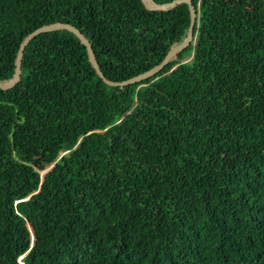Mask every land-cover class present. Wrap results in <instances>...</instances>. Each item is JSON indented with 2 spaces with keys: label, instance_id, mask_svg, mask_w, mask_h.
<instances>
[{
  "label": "trees",
  "instance_id": "1",
  "mask_svg": "<svg viewBox=\"0 0 264 264\" xmlns=\"http://www.w3.org/2000/svg\"><path fill=\"white\" fill-rule=\"evenodd\" d=\"M192 2V43L136 83L107 84L68 29L29 42L0 87V264H264V0ZM58 21L123 81L184 41L191 14L0 0L2 82Z\"/></svg>",
  "mask_w": 264,
  "mask_h": 264
},
{
  "label": "water",
  "instance_id": "2",
  "mask_svg": "<svg viewBox=\"0 0 264 264\" xmlns=\"http://www.w3.org/2000/svg\"><path fill=\"white\" fill-rule=\"evenodd\" d=\"M143 2L145 3V5L149 9H152V10H168V9H171V8L181 4V3H187L189 5L190 14H191V21H190L188 34H187L186 38L184 39V41L173 46L168 51V53L166 54L164 59L159 64L152 67L151 69H149L143 73H140L136 76H133L127 80H123V81H114V80L108 79L105 76V74L102 72L100 65L98 63V60L96 58V54L94 52V49H93L89 39L83 34V32L77 26H75L71 23L58 21V22L46 24L42 27H39L25 37V39L22 41V43L20 45V48H19V51L17 54L15 76H14L13 80L9 83H4L0 80V87H2L3 89H10V88L14 87L19 82L20 76H21L22 58H23L24 51H25L27 45L29 44V42L35 36H37L38 34H40L42 32L53 31V30H58V29H68V30L72 31L73 33H75L80 38L82 43L87 48L90 61L92 62L97 73L107 84H109L111 86H123V85L130 84V83H136V82H139L143 79H147V78L155 75L162 68H164V66L169 62V60L171 58L176 56L178 53H180L182 50H184L186 47H188L192 43V41L194 40V28H195L196 23H197L198 11H197L196 7L194 6L192 0H172L170 2H165V3H157L155 0H143Z\"/></svg>",
  "mask_w": 264,
  "mask_h": 264
}]
</instances>
